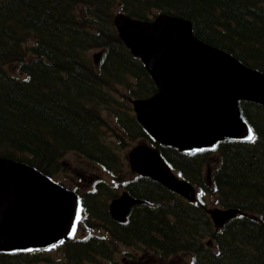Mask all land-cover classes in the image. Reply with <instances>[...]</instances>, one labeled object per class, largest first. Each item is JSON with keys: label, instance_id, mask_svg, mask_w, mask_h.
Listing matches in <instances>:
<instances>
[{"label": "trees", "instance_id": "16d2710c", "mask_svg": "<svg viewBox=\"0 0 264 264\" xmlns=\"http://www.w3.org/2000/svg\"><path fill=\"white\" fill-rule=\"evenodd\" d=\"M117 11L144 19L157 12L188 18L197 37L264 71V0H0V155L51 176L72 151L115 174L125 162L111 143L125 147L145 139L199 192L209 190L218 205L240 210L213 231L197 202L180 200L156 180L134 175L125 187L154 207L133 206L128 223L121 225L106 211L108 183L97 180L80 193L81 203L89 223L98 221L112 235L62 242L64 248H57L65 264H109L103 260L110 256L94 253L109 251L111 236L162 252L192 249L194 264H264V105L239 101L254 142L222 140L181 151L152 140L129 102L130 96L145 97L156 88L119 39L113 25ZM97 48L101 54L95 61L90 52ZM105 113L116 129L106 126ZM111 130H116L113 139L107 137ZM204 232L215 236L217 254L202 246ZM46 250L0 251V264H33Z\"/></svg>", "mask_w": 264, "mask_h": 264}, {"label": "water", "instance_id": "95a60500", "mask_svg": "<svg viewBox=\"0 0 264 264\" xmlns=\"http://www.w3.org/2000/svg\"><path fill=\"white\" fill-rule=\"evenodd\" d=\"M113 23L156 85L151 96L132 100L137 120L156 140L194 149L253 133L238 102L264 105V72L203 42L193 34L192 22L181 16L159 12L140 19L117 12ZM127 159L140 175L194 199L192 185L171 172L157 149L139 143ZM138 202L123 192L111 200L109 213L123 220ZM75 207L72 191L25 162L0 156V250L45 247L66 238ZM236 213L235 208L209 210L216 226Z\"/></svg>", "mask_w": 264, "mask_h": 264}, {"label": "rangeland", "instance_id": "374dc122", "mask_svg": "<svg viewBox=\"0 0 264 264\" xmlns=\"http://www.w3.org/2000/svg\"><path fill=\"white\" fill-rule=\"evenodd\" d=\"M101 52V49H93L90 52V55L93 56L94 53ZM117 87V86H115ZM118 89H122L120 87H117ZM105 122L106 126L107 123L111 125L114 129L117 127L112 122V117L110 114L105 113ZM105 126V128H106ZM114 131L111 130L107 133V137L110 139H113ZM121 135L125 138L126 136L121 133ZM136 142L129 141V144L125 147L116 146V144H112V146L117 147V152L120 154L122 158H124L125 164L127 169L129 170L126 160H125V153L128 150V148L132 145H134ZM206 168H209V163L206 165ZM130 171V170H129ZM131 172V171H130ZM118 177L114 178L112 177L109 172L104 169L102 166L94 163L93 161L87 160L86 158L80 156L76 152L68 151L66 152L62 158L60 159V169L52 175V178L55 180H58L61 182L63 186L66 188H76L78 191L85 190L89 188L91 182L94 178H100L108 181L115 190H117V193L120 192L118 190V187H114L115 181H123L124 178L128 176V171L126 168H123L118 173ZM111 186V187H112ZM209 192V191H207ZM208 194V195H207ZM204 199L206 209L219 207L216 203L215 198L213 195L209 193H204ZM109 198L107 199L108 202ZM73 230L71 235H82L86 233L92 232V230H95V233L100 234L101 231L96 227L95 229H90L85 226H83L79 221L75 220L73 224ZM208 238L205 237L203 240H207ZM216 239H212L209 244L208 248L209 251H211L213 254H215V248H219ZM48 246V245H47ZM111 248H112V259L110 261V264H184L187 263V261L190 258V254L192 249L186 248L176 250L171 254H162L160 250L156 251L151 248L147 250V248L144 249L143 246H138L134 243L131 244H125L123 242L117 243L115 241L111 242ZM64 248V247H61ZM39 253V252H38ZM205 255H208L209 253L205 250ZM62 255L60 254V248L57 247L47 249L45 253H40L39 256L33 257L36 260L33 264H65L64 260L61 259Z\"/></svg>", "mask_w": 264, "mask_h": 264}, {"label": "flooded vegetation", "instance_id": "af4514ba", "mask_svg": "<svg viewBox=\"0 0 264 264\" xmlns=\"http://www.w3.org/2000/svg\"><path fill=\"white\" fill-rule=\"evenodd\" d=\"M208 242H209V239L207 240ZM134 244H136V245H138V246H142V245H140L138 242H134ZM202 246H203V244H202ZM53 247H55V245H53V246H51V247H49V248H53ZM144 247V246H143ZM145 248H147V250H149V248H151V246H146V247H144V249ZM9 253H11V252H13V251H8ZM204 254V251H203V253H202V255Z\"/></svg>", "mask_w": 264, "mask_h": 264}, {"label": "snow or ice", "instance_id": "6c2138e0", "mask_svg": "<svg viewBox=\"0 0 264 264\" xmlns=\"http://www.w3.org/2000/svg\"><path fill=\"white\" fill-rule=\"evenodd\" d=\"M247 139H248L249 142H254L255 139H256L255 135L251 132V130H250V134L247 137Z\"/></svg>", "mask_w": 264, "mask_h": 264}, {"label": "bare ground", "instance_id": "6f19581e", "mask_svg": "<svg viewBox=\"0 0 264 264\" xmlns=\"http://www.w3.org/2000/svg\"><path fill=\"white\" fill-rule=\"evenodd\" d=\"M141 199V198H140ZM141 202H143V199H141Z\"/></svg>", "mask_w": 264, "mask_h": 264}]
</instances>
